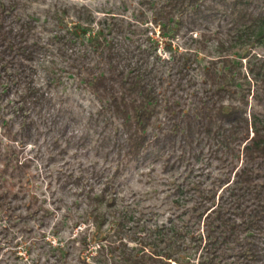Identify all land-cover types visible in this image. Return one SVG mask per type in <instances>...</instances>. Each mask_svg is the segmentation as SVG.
<instances>
[{
  "label": "trees",
  "instance_id": "1",
  "mask_svg": "<svg viewBox=\"0 0 264 264\" xmlns=\"http://www.w3.org/2000/svg\"><path fill=\"white\" fill-rule=\"evenodd\" d=\"M33 1L0 0V73L15 81L26 75V66L35 57L30 33L37 16L24 11ZM142 2L152 10L150 20L159 18L161 34L170 38L164 48L168 55L159 52L143 11L97 21L95 30L91 19L84 17L59 35L61 44L81 43L79 56L92 60L80 68V78L97 102L89 113L92 127L96 126L89 143L87 132L63 137L68 121L52 128L42 119L46 93L34 80L22 88L17 108L6 111L0 102V217L8 221L0 225V254L10 228L18 225L10 220L22 219L20 229L32 233L30 219L40 230L54 216L58 205L48 206L46 198L31 192L36 180L47 177L50 188L57 182L58 189L51 188L53 201L61 199L58 190L72 184L93 204L86 227L97 229V264H172L173 260L190 264V256L182 255L190 250L199 251L201 264H264V59L249 58L242 71V61L230 53L222 52L204 64L197 49L172 47L182 28L192 31L211 22L215 27L210 36L220 47H233L234 39L264 43V0ZM28 144L34 145L31 151ZM88 144L94 146L101 164L79 160L74 165L67 160L72 146V156H78ZM202 153L207 171L184 176L172 186L177 196L173 203L182 210L169 217L168 225L146 221L152 212L145 218V211L137 207L118 208L123 198L115 179L126 168L159 162L163 170H174L186 163L191 171L190 162ZM37 158L43 166L36 164ZM59 160L58 167H51ZM213 167L219 172L213 174ZM183 196L190 205L179 203ZM109 223L115 224L119 238L102 236ZM124 234L135 243L124 241ZM40 240L31 246L38 243L43 250V264H68L69 259L74 260L71 264H89L80 252L69 257L71 246L45 241L44 234ZM88 240L84 234L82 247L89 245ZM117 247L122 252L118 258L111 254ZM8 253L0 264H18L16 251Z\"/></svg>",
  "mask_w": 264,
  "mask_h": 264
},
{
  "label": "rangeland",
  "instance_id": "2",
  "mask_svg": "<svg viewBox=\"0 0 264 264\" xmlns=\"http://www.w3.org/2000/svg\"><path fill=\"white\" fill-rule=\"evenodd\" d=\"M25 6V14L36 13L37 16L36 24L30 33V41L35 47V57L28 62L26 66L28 68L27 73L19 81H15L5 72L0 73V102L8 107L6 111H11L13 108H17V102L23 98L21 95L22 88L25 87L27 82H33L34 80L36 83H40L46 93L41 117L52 128H58V125L62 124L61 121H68L65 132H63L64 138L73 137V135L77 138L76 135L87 132L84 137L87 138L86 141L89 143L91 138L96 135V126L92 127L94 121L90 122L89 113L96 109L97 102L93 92L80 78L83 75L80 68L85 69L84 66L90 65L92 60L88 57L81 58L79 56L78 50L79 48L82 49L81 43L76 44L74 42V45L69 46L61 44L62 41L59 35L68 29V26L79 23L84 17H89L91 19L90 25L95 30L97 29V21H111L113 15H125L128 17L129 15L132 16L133 13L143 11L147 19H149L147 22L148 26L152 28L150 34L154 39H158L159 52L163 53V55H168L170 52L164 49L168 45L169 36L161 34L160 26L158 25L159 18L156 19V22L150 20L153 15L152 10L148 9L147 3L142 2V0H34L31 3H26ZM64 9H67V12H64ZM78 9L80 11H77ZM87 13L90 15L87 16ZM214 27L215 23L211 22L209 24L202 23L192 31L182 28L180 33L172 39V47L180 46V49H197L198 56L204 64L209 63L211 58L217 57L222 52L225 54L230 53V55L242 61V71L245 70L249 58L261 57L264 59V43L246 44L242 40L234 39L232 42L233 47H229L230 44L220 47L217 39H212L210 36V33H212L211 29ZM244 53L247 56L243 57ZM51 77H54L56 81L50 82ZM257 108H260V106H257ZM52 121L57 124H52ZM33 146L28 144L27 150L29 151ZM89 146L90 144H88V148L81 147L79 150L81 154L78 156H72L75 151L74 146H72L70 148V158H67V160L71 163L73 162L74 165H77L79 160L84 164H90L98 160L99 164H101L100 156L95 152L94 146ZM205 157L206 154L202 153L199 158H194L190 162V165L194 167L191 171H188L187 167H185L186 163L174 170H163L159 162H147L146 164L126 168L115 179L118 182L116 191H119V197L123 198L122 204H119L118 208L130 210L137 207L138 211L139 209L145 211L143 215L145 218L152 215L149 213L152 212L154 214L152 219L147 218L146 221L149 220V223L153 225L157 223L158 227H161L164 223L168 225L169 217L173 218L174 215L179 214L182 210L173 203L177 196L173 195L172 186H174V183H180L184 176H186L185 178H192L201 172H206ZM60 160L55 162V164H51V167H58L61 163ZM35 162L36 164L41 163V166L44 164L40 162V158H37ZM241 162L240 160L239 163ZM201 165L203 169H201ZM212 172L213 174L218 173L219 169L213 167ZM202 178L205 181L204 175ZM48 180L47 177L36 180V187L32 188L31 192L37 193L41 199L46 198L44 201L48 206H52V203L53 205H58L54 216L47 219L40 230H36L38 224L33 219H30L28 225L35 228L32 233L23 232L20 229L22 219L13 218L10 220L18 223V225L10 228V237L4 244L0 258L7 256L8 252L13 249L19 257L17 259L18 264L24 262L35 264L34 260L43 264L45 255H43V250L37 247V244L43 241L40 238L44 234L45 241L71 246L73 253L69 257H75L74 255L80 252L83 257H86L89 264H97L98 256H96L95 251L98 242L97 236L95 237L97 229L93 226L86 227L88 223H91L92 213L89 212V208L93 204L87 198H84L76 186L72 184L60 191L58 190L56 194L61 199L53 201L54 197L51 195V188L54 186L58 189V186L57 182H54L50 188ZM96 187L98 188L99 184H96ZM220 191L221 188L218 193ZM179 199V203H184L185 201L186 205H190V202H186L184 196L183 198L179 197ZM102 206L98 208L100 209ZM56 223H58L57 226L54 225ZM3 224H8V221L0 217V225L3 226ZM115 229L114 223L104 225L103 230H101L102 236L110 235L112 236L110 240L119 238L114 233ZM84 234H87L89 238V245L86 248L82 247L81 242ZM125 235L122 236L124 241H128L130 245L135 243L125 237ZM32 241H37L38 243L36 242V245L31 246ZM121 253V248L117 247L111 254L118 258ZM187 254L191 259L190 264H201L199 251L182 252L184 259H188ZM101 259H103L102 256ZM73 262L74 260H68V264ZM171 263L174 264L176 261L173 260Z\"/></svg>",
  "mask_w": 264,
  "mask_h": 264
}]
</instances>
